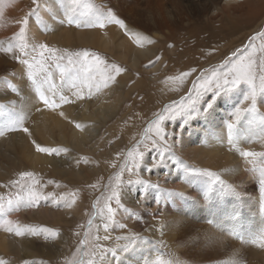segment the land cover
<instances>
[{
	"label": "rangeland",
	"instance_id": "374dc122",
	"mask_svg": "<svg viewBox=\"0 0 264 264\" xmlns=\"http://www.w3.org/2000/svg\"><path fill=\"white\" fill-rule=\"evenodd\" d=\"M14 1L17 2L18 0H0V13H2L0 15V44L3 47H7L9 42L13 44L23 43L26 45V50L30 51L32 45L46 43L50 48L58 49L60 52L67 50L75 53L89 50L103 58L101 54L106 51L93 45L65 44L47 39L49 36L48 30H50V34L53 33L57 29L58 23L65 27H74V24L66 22L67 16L69 14L73 15L75 4L73 0L69 9L67 3L70 0H55L51 4L52 6L47 5V8L42 10L45 15L41 25L37 24L41 19V12L37 7L41 0H36L33 5L30 4L29 0V3L22 7L23 9H18L19 11H16V7L11 8ZM224 1L215 0L213 7L219 10ZM91 6L96 9L92 3ZM105 6L108 7L106 0H101L97 5V7ZM75 10L78 11L77 5ZM194 10L196 11V19L195 24L189 26L191 31L184 32L182 36L170 40L167 45V48L172 47V45L177 47L175 48L174 57L179 58L178 60H181L182 63L186 60L180 56V49L183 47L184 51L188 50L189 55L187 56L194 64L191 68H195L197 64L200 65L202 59L209 58L211 60V62L202 65L203 67L192 83L206 70L218 67L229 58L235 59L233 53L239 55L242 50L251 51L248 48L250 39L256 36L257 33L264 32V20L259 21L261 28L253 31L248 26H241L238 18H228V24L224 23L225 15L221 17L218 12V16L215 17V11L211 13L204 12L202 5L194 6ZM32 12H35L36 15H30ZM187 14H189V11ZM25 17H28L29 20L27 26L22 24ZM31 21L35 23L36 26H34L39 30L33 37L30 33ZM21 27H26L23 38L18 35ZM245 29H248L249 33L245 32ZM262 44H264V41L259 38L254 42L256 48L254 58L257 59V62L264 60V52L260 50ZM20 55L18 49L10 54L0 52V56L11 65V68L2 66L0 62V106H2L0 107V129H4L11 121L21 117L24 120V127L29 129L27 132L29 135L26 132L17 130L7 131L4 136H0V142H4L3 145V142L0 144V196L5 201L8 199L15 200L16 193L21 189L20 185H14L12 182L20 180L22 184L27 186L32 184L33 179H36L40 182L36 186L37 190L42 191L45 195L54 193L57 199L63 197V200L59 205L52 204L50 199L49 201L41 200L38 206L21 207L19 210H13L8 214V219L13 222L12 226L19 224L36 228L47 227L55 230L57 235L47 239L43 234L39 236L28 234L17 236L14 232H8L4 228H0L1 235L3 236L8 232V236L12 237L11 240L16 244L13 249L0 247V258L7 261V264H25L26 261L28 264H68L69 261H78L85 251L88 253L84 257L87 261L92 258L94 246L97 243L105 248H116L117 255L115 257L111 253L106 256L105 259L108 264H145V261L148 264H173V262L175 264H229L230 261H239L240 264H264V247L250 242L252 238L264 231V191L261 190L259 184L261 171L264 170V156L246 158L252 159L250 169L257 172V176L251 177L248 173H245V179L236 180L230 177L228 173L231 169L229 164L236 165L239 162L234 157L228 158L227 164L222 163L221 160L220 163L214 166L209 165L204 157L194 155L191 152L185 153L182 150L183 143L181 139L187 135L192 136L193 130L197 132L199 128L194 127L193 120L195 118L185 125L180 117H176L171 121H166L164 126L166 132L169 133L166 139L175 153L174 159L182 161L183 164H175L170 159L164 167L153 169L151 172L145 171V166L151 167V161L157 157L156 149L145 151L143 146L144 143L150 146L151 140L155 138V130L148 131L149 125L155 118L156 113L167 105L179 102L181 98L186 97L192 91V83L188 91L178 95L174 100L164 102L161 105L155 102L147 111L140 105L143 99L147 98L143 94V87H148L152 81L139 71L132 70L131 67L124 69V65L123 72L126 75L131 74L125 85L120 89L122 90L121 101L114 110L110 111V115L105 111V115L99 116L101 118L96 120L88 121L87 125H85V119H80V116L85 114V105L92 101L97 105L94 104L91 109H88L87 114L98 113L101 115V106L106 105V103L111 104L112 101L116 102L115 92L112 94L106 92L99 95L97 91L93 90L92 95L89 96L87 88H85L83 97L76 98L81 99L80 105L79 107L75 105L74 113L68 116L67 119L70 127L73 126V133L76 131L79 134L87 133L89 143L84 145L83 149H80L76 147L70 133L64 134L63 137L52 134L49 138H46L34 129L38 120L36 110L39 106L42 105L46 110H51L52 118L56 119L63 110L67 109V104L56 109H50L43 105L38 99L39 93L36 86L28 77L27 80L36 101L32 102L31 98L24 97L26 94H22V78L12 73L16 71L17 68L15 67L19 68L22 64L14 58ZM182 55L184 56V54ZM209 55H214L217 60L212 61L213 57H209ZM22 58L30 60L31 55ZM51 63V78L57 88H60L62 87L60 70L56 68L55 62ZM62 63L66 64V60ZM157 64V62L152 61L150 65L153 68ZM121 73L116 77L113 84L121 77ZM130 81L135 90L126 92V83ZM44 87L47 89L48 86L45 85ZM1 88H4L3 92ZM63 88L66 95H71L66 85ZM241 88L243 90L239 92V95L244 96L247 90L246 86ZM235 94L238 95V92L235 91L231 95ZM208 96L210 97L211 94H208ZM155 109L157 110L153 113ZM234 109L232 108L231 111L227 112L226 124L230 119H233ZM218 111H220V108L217 109ZM148 113L153 114L147 116ZM247 115L250 114L242 117L234 135L236 137L240 135L241 138L238 141L241 143L239 144L246 147V151L264 153V130L262 131L261 128L256 130L255 126L258 124L253 122L252 116L248 120ZM221 118L222 116L219 115L216 118L217 122H221ZM244 123L250 125V132L244 130ZM77 124L81 127H77ZM262 127L264 128V126ZM173 133L175 135H172ZM132 135H137L138 138L135 139V136L130 145H127L125 149L121 148L120 141ZM24 137H27L29 143L34 146L36 155L45 158L46 161L36 165L31 158L25 155L18 143ZM8 141L11 145L8 144ZM37 144L41 147L62 148L67 149V151L61 152L59 155H50L39 152L36 148ZM201 144L207 145L208 143L202 142ZM138 145H140V150L146 152L144 165L138 170V174L143 176L141 179L158 183L160 190L145 188L136 183L137 180L133 179L134 175L125 169L122 177L123 184L120 189L123 208L117 209L115 219L118 223L126 225V227L121 229L117 224H114L106 233L103 228L106 221L98 214V209L104 208L105 199L110 195L109 186H114V178L128 159V152ZM189 145L191 146V142ZM232 145L234 144L227 146L231 149ZM261 145L262 150L259 152L261 149L259 146ZM219 157L220 155L215 158ZM184 167L193 168L197 171L185 173L183 171ZM104 169H108L105 175ZM26 171L34 173V177L22 178L21 173ZM172 171L176 174H182L184 177H193V175L198 177L195 178L192 188L189 187L185 192L176 186L178 183L171 184L172 187L161 184V176ZM96 173L99 174L96 175ZM209 173H215L224 184L231 185L235 189V193L230 192ZM238 177H241V174ZM99 178L101 179L99 180ZM129 179L133 183L129 184ZM209 185L213 186L214 194L211 199H205L203 193ZM169 192L183 193L189 199L185 200L181 196L175 195L168 196L167 193ZM165 196L166 198H164ZM144 200L150 202L144 203ZM158 200L160 203H157ZM65 201L70 203L71 207L65 206ZM111 206L117 207L114 199L111 201ZM124 208L129 211L125 212ZM179 208L181 209L179 210ZM132 212H135L136 215H131ZM53 213H57V218H54ZM178 218L179 220H177ZM90 220L92 221L91 228H89ZM233 230L243 238H237L236 235H233ZM86 233L87 244L82 245L81 242L85 240ZM104 235H108L110 239L107 241L96 240V237H103ZM122 236L130 238L135 236L134 246H130L126 252L121 249L129 241L117 239ZM2 241V238H0V245ZM157 256L160 257L159 261L156 259Z\"/></svg>",
	"mask_w": 264,
	"mask_h": 264
},
{
	"label": "bare ground",
	"instance_id": "6f19581e",
	"mask_svg": "<svg viewBox=\"0 0 264 264\" xmlns=\"http://www.w3.org/2000/svg\"><path fill=\"white\" fill-rule=\"evenodd\" d=\"M54 1L55 0H41L38 10L40 11L45 10L47 8V5H51L52 2ZM106 1L108 7L106 6L102 7L103 9L113 10L119 18L125 20L128 29L143 34L144 36L148 37L152 42L151 43L145 42L143 45H137L133 39H131L128 35L125 34V30L121 29L119 25L116 24H109L106 28L101 29V28L84 27V26L77 27L75 24L73 28H69L58 23L57 29L54 30L53 33L50 34V30H48L49 36L47 37V39L50 41L61 42L65 44L82 43L87 46L93 45L97 48L106 51V52H102L101 56H103L107 64L110 65L115 63L121 68H123V66L125 65L124 69H129L128 67H131L132 70H137L143 75L147 76V78L152 81V83L148 87H143L144 88L143 94L147 96L148 100L147 98H144L142 104L140 105V107H143L147 111L150 109V106L155 102L158 103V105H161L164 102L174 100L178 95L184 93L185 91H188L190 85L193 84L192 82L195 79L196 75L203 67L202 65L211 62L209 58L202 59L200 65L197 64L195 65V68H191V66L194 64L191 62L192 60L187 56L189 55L188 50L184 51V49H182L183 47L180 49V56L186 60V62L182 63L180 62L181 60L180 61L178 60L179 58L176 59L174 57L176 53L175 48L177 47L172 45V47L167 48V45L169 44L170 40L182 36L184 32L191 31L189 26L194 25L196 19V11L194 10V6L202 5L204 12L211 13L212 11H215V15H216L215 17L218 16L217 14L218 12L220 13L221 17L225 15L224 23L226 24H228L227 22L228 18L229 19L238 18L240 20L241 26H248L253 31L260 29L261 27L259 26V21L261 22L264 20V1L261 0H225L223 2V5H221V7L219 8V10H216L213 7V3L215 2V0H106ZM100 2L101 0H89V1L75 0V4L73 6L74 8L73 15L77 19L80 18L87 19L88 16L91 14V12L95 10L91 6V3L95 5L96 8H99L97 7V5ZM26 3H29V0H18L17 2L14 1L13 6L11 8L16 7L17 8L16 11H19L18 9L25 7ZM30 4L31 5L35 4L34 0H30ZM76 5L78 10L77 12L75 10ZM71 6H72V0H70L67 3V8L69 9ZM188 11L189 14H187ZM44 15L45 13L41 12V19L40 22L37 24L39 25L42 24ZM34 25L35 23L31 21V30H30L31 37L35 36V34L38 33L39 31L35 27L36 25L35 26ZM245 32L249 33V30L245 29ZM182 54H184V56ZM158 57L159 59H157ZM209 57H213L212 61L217 60V57H215L214 55H209ZM0 59L2 66H9V67L11 66L10 64L7 63V61L4 60L2 56H0ZM152 61L158 63L156 67L153 68L151 67L150 64L152 63ZM10 63L12 62L10 61ZM257 63L259 64L260 62ZM15 68H17L16 71L12 73L17 74L19 77L22 78V94H26V96L24 95L23 96L26 98L29 97V99L31 98L32 102L36 101L34 99L35 96L33 90L31 89L29 81L27 80L26 66L24 64H20L19 68L18 67ZM190 69H196V71L193 72L192 75L189 76L183 84H180L179 81L169 79V77L178 76L183 72L189 71ZM130 74L131 73L126 75L124 72H122L121 77L118 78V81L115 84L110 83L108 87L101 88L100 91H98L99 95H103L106 92H109L110 94L115 92L116 94L115 96L116 102L112 101L110 102L111 104L106 103V105L101 106L102 107L100 113L101 115H99L98 113L97 114L91 113L89 115L87 114L88 109H91L92 106L95 104V102L93 101L88 102L85 105L86 106L85 114L80 116V119L86 120L85 125H87L88 121H93L98 118H101L99 116L105 115L106 113L105 111H107V113L110 115V111L114 110L118 106V103L121 101V95H122L121 92L122 90L120 89L123 85H125L126 80L130 77ZM126 85H127L126 92H131L135 90L134 86L131 84V81L129 83H126ZM242 90H243L242 88L237 90L238 95L235 94V95H230L229 97L219 98L217 100L216 105L214 106V111L212 112L210 117L208 118L198 117L193 120L194 127L197 126L199 130L197 132L193 130L192 136L187 135L184 136L183 139H181L183 143L182 150L185 153L191 152L194 153V155L202 156L206 159L205 161L209 162V165L216 166L217 163H220L219 161L221 160L222 163L227 164L228 162L227 159L230 157H234L235 160L236 159L239 160V162L237 161L238 163L236 165H234L233 163L232 165L229 164L231 168L228 172L229 176L236 180L245 179V175H246L245 173H248L251 177L257 176V172L250 169L252 159H246L245 157H242L240 155V151L245 150L246 148L239 144L241 143L240 141H238L241 138L240 135H238L237 137L238 139L236 143L232 145L231 149H229V147L227 146L229 145V142H228V130H227V124L225 122V118L227 116V112L231 111L232 108H235L242 101L243 96L239 95V92ZM1 91L3 92L4 88H1ZM73 99H74L73 103L66 105L67 109L63 110L62 112L63 115L60 114L56 119L52 118L51 110H46L45 107L42 105L39 106L36 110V117L38 120H37V124L34 122L36 124V125L34 124L35 125L34 129L39 133H41L46 138H49L52 134H57L58 136L63 137L64 134L70 133L72 139L75 142L76 147L83 149L84 145H87L89 143V139L87 138V133L79 134L77 131L73 133L72 131L73 126L70 127V123L67 119L68 116L74 113L75 105L77 107H79L80 105L81 99H76V98ZM95 105H97V103ZM243 106L248 107L249 104L246 102L244 103ZM257 107H258V111L256 112V114L253 115V113H250V115H247V119L249 120L250 116H252L253 122H255V124H258L256 125L257 127L255 126L256 130L261 128L263 131L264 128L260 123V117L264 116V99L258 98ZM218 108H220V111L217 112ZM157 109H155L153 113ZM152 114L148 113L147 116H151ZM219 115L222 116V118L220 119L221 122H217L216 119L218 118ZM243 128L245 131L250 132L249 124L244 123ZM27 134L29 135V133ZM134 137L135 139L138 138L137 135H132L123 138L120 141L121 148L123 147V149H125L127 145H130L133 142ZM2 142L3 141H1L0 144ZM190 142H191V146L189 145ZM202 142H207L208 144L202 145L201 144ZM18 143L22 151L25 153V155L31 158L34 164L39 165L42 162L46 161L45 158L36 155L34 146L29 143L27 137H24L22 140L20 139ZM3 144L4 142L2 143V145ZM8 144H10L9 141ZM259 147L261 148L259 150L260 152L262 150V145ZM235 152L236 155L234 156ZM218 155H220V157L215 158ZM104 171H105L104 172L105 175L108 169H104ZM98 174L99 173H96V175ZM239 174H241V177H238ZM141 177L143 176L140 174H136L133 176V179L138 180L141 179ZM161 177H162L160 181L161 184L163 183L169 187H172L170 186L171 184L178 183L176 186L182 191L187 192V189H189V187H191L195 183V178H197L198 176L193 175V177L191 176L184 177V175L176 174L175 172L172 171L169 174L162 175ZM148 178L150 179V177ZM100 179L101 178H99V180ZM164 198H166V196ZM149 202H150L149 200H144V203H149ZM180 209L181 208H179V210ZM56 214L57 213H53L54 218H57ZM179 218L177 220H179ZM8 235H9L8 232L3 236L0 233L1 236L0 238H2L3 240L0 247L3 249H7V248L13 249L16 246L15 242L11 240L12 237H9ZM24 254L27 256L26 253Z\"/></svg>",
	"mask_w": 264,
	"mask_h": 264
},
{
	"label": "snow or ice",
	"instance_id": "6c2138e0",
	"mask_svg": "<svg viewBox=\"0 0 264 264\" xmlns=\"http://www.w3.org/2000/svg\"><path fill=\"white\" fill-rule=\"evenodd\" d=\"M35 2V0H34ZM75 3V0H73ZM39 7V5H37ZM2 15V13H0ZM30 15H36L35 12ZM28 17L22 21V24L28 25ZM63 22V21H62ZM66 22L68 24H75L77 27H93V28H106L109 24L119 25L121 29L125 30V34L128 35L137 45H143L145 42L151 43L152 41L144 36L143 34L130 30L127 27L125 20L119 18L115 12L111 9H103L102 7L96 8L87 19H77L73 15H68ZM26 27L19 29V37L25 36ZM259 38L264 41V32H259L256 36H253L248 44V48L251 51L242 50L239 55L233 53L235 59L229 58L224 61L221 65L210 70H206L201 73L196 81L193 83L192 91L186 96L181 98L179 102H173L167 105L160 112L155 114V118L149 125L148 131L151 132L153 129L155 138L151 140L150 146L144 143V148L147 151L156 149L157 157L153 158L151 167L145 166V171L151 172L153 169L163 167L171 159L173 163L182 165V161L174 159L175 153L172 151V146L169 145L166 137L169 135L165 130V122L171 121L176 117H180L185 125H187L192 119L198 117L208 118L214 111V106L217 100L221 97H229L235 91L240 89L242 86H246V92L242 98L240 104H238L233 112V119H230L227 124L228 130V142L229 144H235L237 137L234 132L237 125L241 122L242 117L246 114L256 113L258 111V98L264 99V60L258 64L257 59L254 58L256 48L254 46L255 40ZM15 49H18L20 56L14 58L19 60L20 63L24 64L27 68L28 79L36 86L39 93L38 99L46 107L50 109L59 108L65 104L74 102L73 98H82L84 89L87 88V94L92 95L93 90L100 91L101 88H106L110 83L115 82L116 77L124 71L123 68L117 64H107L106 61L100 57L97 53L89 50H83L78 52H68L67 50L60 52L55 48H50L46 43L34 44L31 46L30 51L26 50V45L23 43L13 44L9 42L7 47H3L0 44V51L6 53H13ZM260 50L264 52V44L260 46ZM31 55V59H23L24 56ZM159 59V57L157 58ZM66 60V64L62 63ZM51 62H55L56 68L60 70V83L62 87L57 88L55 82L51 78L50 68ZM196 69H190L189 71L183 72L178 76L169 77L170 80L179 81L183 84L189 76L195 72ZM47 85V89H45ZM66 85L71 95L64 93L63 86ZM15 90V89H14ZM208 94H211L209 97ZM248 103V107H244V103ZM2 107V106H0ZM63 115V113H61ZM260 123L264 126V116L260 117ZM77 127L81 125L77 124ZM28 132L29 129L24 127V120L21 117L11 121L4 129H0V136H4L7 131ZM172 135H175L173 133ZM39 152L47 154L59 155L61 152H66L67 149L62 148H51L41 147L39 144L36 145ZM167 153V156H166ZM240 155L245 158L264 156V153H257L253 151L241 150ZM128 159L125 161L124 166L120 172L115 176L114 186H109L110 195L105 199V205L103 209H98V214L105 219L103 224L104 231L107 233L112 225L117 224L119 228L123 229L126 225L118 223L115 219L117 215V209L123 208L121 202L120 189L123 184V174L125 169L131 172L133 175L138 174V170L144 165L145 151L140 150V145L129 151ZM196 169L184 167L185 173H194ZM212 175L216 181L221 183L230 192L235 193V189L231 185L224 184L222 180L215 174ZM21 177L33 178L34 173L23 172ZM136 183L146 187L159 190V184L153 183L149 180L138 179ZM14 185H20V191L16 193V199L4 200L0 196V228H4L5 231L14 232L17 236H24L26 234L32 236L44 235L45 238L55 237L57 232L47 227L36 228L32 226H21L19 224L13 225V222L8 219V214L13 210H19L21 207H35L38 206L41 200L49 201L54 205H59L63 200L56 198L54 193L43 194L42 191L37 190L39 180L33 179L32 184L24 185L20 180L13 181ZM129 184L133 183L131 179L128 181ZM260 188L264 191V170L261 171L259 179ZM214 194L213 186L209 185L203 193L205 199H211ZM168 196H181L183 199L188 200L189 198L184 196L183 193H167ZM115 200L116 208L111 206V201ZM74 202V201H73ZM65 206L71 207V204L67 201L64 202ZM157 203H160L158 200ZM125 212L129 210L124 208ZM131 215H136L132 212ZM92 226V221H89V228ZM233 235L237 238H243L238 232L233 230ZM107 241L110 239L108 235L103 237H96V240ZM118 240H128L129 243L122 246V251H128L130 246H134L135 236L118 237ZM251 243L258 244L260 247H264V231L258 236L254 237L250 241ZM82 245L87 244V233L85 234V240L81 242ZM111 253L113 257L117 255L116 248H105L103 245L97 243L94 246L93 256L91 259L85 261L84 257L88 255L85 251L82 253L81 258L78 261H69L68 264H108L105 259L106 256ZM158 261L160 257L156 258ZM0 264H7V261L0 258ZM25 264H28L26 261ZM145 264H148L145 261ZM175 264V262H173ZM229 264H240L239 261H230Z\"/></svg>",
	"mask_w": 264,
	"mask_h": 264
},
{
	"label": "crops",
	"instance_id": "0c3cea01",
	"mask_svg": "<svg viewBox=\"0 0 264 264\" xmlns=\"http://www.w3.org/2000/svg\"><path fill=\"white\" fill-rule=\"evenodd\" d=\"M39 12H42V11L39 10Z\"/></svg>",
	"mask_w": 264,
	"mask_h": 264
}]
</instances>
